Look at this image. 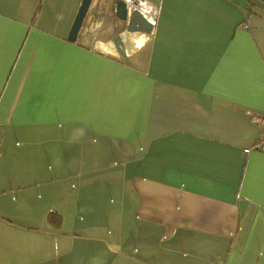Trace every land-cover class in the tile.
<instances>
[{
  "label": "crops",
  "instance_id": "1",
  "mask_svg": "<svg viewBox=\"0 0 264 264\" xmlns=\"http://www.w3.org/2000/svg\"><path fill=\"white\" fill-rule=\"evenodd\" d=\"M149 1L0 0V264H264V0Z\"/></svg>",
  "mask_w": 264,
  "mask_h": 264
},
{
  "label": "water",
  "instance_id": "2",
  "mask_svg": "<svg viewBox=\"0 0 264 264\" xmlns=\"http://www.w3.org/2000/svg\"><path fill=\"white\" fill-rule=\"evenodd\" d=\"M92 0H83L73 26L71 28L69 34V40L76 41L78 33L82 27L84 18L88 12V9L91 5ZM112 2V9L115 12V15L127 22L126 25V32L130 35L134 34H151L154 30V24L149 22L139 10H132L130 11L127 7V4L124 0H111ZM114 43L118 52L123 55L127 56L125 40L122 36H117L114 39Z\"/></svg>",
  "mask_w": 264,
  "mask_h": 264
},
{
  "label": "built area",
  "instance_id": "3",
  "mask_svg": "<svg viewBox=\"0 0 264 264\" xmlns=\"http://www.w3.org/2000/svg\"><path fill=\"white\" fill-rule=\"evenodd\" d=\"M127 4V7L130 11L132 10H139L142 14V11L139 9V8H142V7H139V6H143L145 9H147L149 11V13L151 14V18H146L143 14V16L149 21L151 22L152 24H156V21H157V17L159 15V12H160V7L153 4L152 2H150L149 0H136V5L132 6L131 4H129L127 2V0H124ZM252 118H253V121L260 125L262 128H263V133L261 135V137L253 144L252 147H249V148H245L244 149V152L245 153H249L250 151L252 150H258V151H263L264 152V115H260V114H256V113H253L252 114Z\"/></svg>",
  "mask_w": 264,
  "mask_h": 264
},
{
  "label": "bare ground",
  "instance_id": "4",
  "mask_svg": "<svg viewBox=\"0 0 264 264\" xmlns=\"http://www.w3.org/2000/svg\"><path fill=\"white\" fill-rule=\"evenodd\" d=\"M136 0H127V2L129 4H131L132 6L136 5ZM139 7H142V8H139L141 11H142V14L146 17V18H151V14L149 13V11L147 9H145L143 6H139Z\"/></svg>",
  "mask_w": 264,
  "mask_h": 264
},
{
  "label": "rangeland",
  "instance_id": "5",
  "mask_svg": "<svg viewBox=\"0 0 264 264\" xmlns=\"http://www.w3.org/2000/svg\"><path fill=\"white\" fill-rule=\"evenodd\" d=\"M126 44L129 46H133V38H125Z\"/></svg>",
  "mask_w": 264,
  "mask_h": 264
}]
</instances>
